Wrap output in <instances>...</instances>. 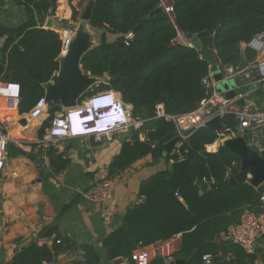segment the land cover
<instances>
[{"label": "trees", "instance_id": "1", "mask_svg": "<svg viewBox=\"0 0 264 264\" xmlns=\"http://www.w3.org/2000/svg\"><path fill=\"white\" fill-rule=\"evenodd\" d=\"M79 1L83 0H67L72 20L79 15L75 5ZM15 2L25 7L27 19L15 27L0 24V37L4 38L0 47V79L19 84L20 96L14 110L22 115L43 97L42 84L58 70L57 57L63 47L59 33L43 27L58 0ZM157 4L158 0H93L89 25L101 30L100 40L82 56L80 64L91 76L107 75L108 80L93 90L118 92L125 103L132 105L134 115L147 119L140 129L146 139L140 140L138 131L131 132V141H124L109 162L111 175L119 174L146 155L166 164L181 156L191 180L163 167L142 181L141 201L131 205L121 225L101 240L104 256L108 261L127 259L135 250L179 234L176 258L185 259V264H255L254 253L244 252L223 235L228 226L239 221L245 209L259 210L261 185L255 187L247 181L228 183L225 176L236 173L238 157L224 146L216 151L206 150L216 140L214 129H196L181 140L175 151L167 153L165 144L174 133V126L163 118L151 117L158 103L167 113L183 114L209 94L202 78L213 59H207L203 50L212 46L214 60L232 67L255 57L253 50H242L240 44L264 32V0H173V23ZM174 25L185 32H197L202 49L170 45ZM106 33L119 36L109 42ZM127 33L132 37L125 39ZM91 92L84 93L80 100ZM55 104L49 107V119L59 110ZM222 123L232 125L234 120L225 115ZM45 154L54 173L68 164L66 153L55 146H50ZM196 179L213 182L201 191L194 184ZM55 232L51 247L28 243L3 264L50 262L75 245L69 238L61 237L54 225L45 227L39 236L48 237ZM205 255H209V263L203 260ZM99 262L86 260L83 264ZM149 264H161V260L153 258Z\"/></svg>", "mask_w": 264, "mask_h": 264}, {"label": "crops", "instance_id": "2", "mask_svg": "<svg viewBox=\"0 0 264 264\" xmlns=\"http://www.w3.org/2000/svg\"><path fill=\"white\" fill-rule=\"evenodd\" d=\"M61 3L67 8L59 10ZM75 5L79 7L80 1ZM70 17L71 7L67 0H58L55 11L46 16L43 27L53 29L46 27L49 19L54 27H61V20ZM26 19L27 12L24 6L17 4L15 0H0L1 25L15 27ZM98 30L99 38L94 37L96 44L101 34V30ZM118 36L117 33H106V39L109 42L114 41ZM3 41L4 38L0 37V47ZM241 46L243 43L240 44ZM66 50H62L61 54H64ZM203 55L207 59H213L214 63H219L214 60V49L203 50ZM103 79L104 81L100 82H105V78ZM3 83L5 81L0 79V85ZM98 83L87 91H97L93 88ZM80 98L78 103L83 99L80 100ZM55 105L59 110L53 117L72 108L62 107L58 101ZM9 106V99L0 94V118L11 138L8 143L7 160L0 171V220L3 240L0 247V264L10 260L28 243L36 242L51 247L56 232L48 237L39 236V233L50 225L56 226L57 233L61 237L69 238L75 245L58 254L52 261L42 264H83L88 260L84 255L88 248H91L100 264H113L105 258L101 240L121 225L123 215L131 205L141 201L140 183L166 167L165 161H153L150 155H146L111 177L112 192L105 203L85 200L81 192L92 184L95 168L102 163L109 164L121 149L128 134L114 133L111 139L102 137L100 141H96L93 137L60 139L51 146L64 151L69 160L63 170L54 173L50 170L48 162L42 161L40 156L32 150V144L42 137L50 124L48 110L51 103L47 105L44 113L36 116H31L29 111L20 115ZM20 142L27 143V146L21 149ZM22 151L25 153L22 154ZM31 154L41 159L45 169L43 177L39 176L38 170L28 156ZM205 181L210 185L209 181ZM261 189V194L264 195V181ZM223 237L225 238L224 235ZM149 248L151 245L146 246V249ZM254 254L256 255L255 264H264V235L257 241ZM153 258L156 257L152 256Z\"/></svg>", "mask_w": 264, "mask_h": 264}, {"label": "built area", "instance_id": "3", "mask_svg": "<svg viewBox=\"0 0 264 264\" xmlns=\"http://www.w3.org/2000/svg\"><path fill=\"white\" fill-rule=\"evenodd\" d=\"M80 6H85L86 2L80 1ZM157 6L169 17L173 23L174 4L173 0H158ZM79 10V7H77ZM44 25V24H43ZM59 33L63 50L67 49L71 39L74 35L75 28L73 25H64L61 27H53ZM175 34L170 40L169 44L181 45L186 47H193V37L198 38V33L185 32L174 25ZM132 37L131 33L125 35V39ZM246 47L255 52V57L246 62L244 67H232L230 65H222L220 63H210L207 74L202 78V84L208 89L209 94L200 99L198 105L191 111L183 114H170L164 109L163 104L158 103L155 106L154 114L151 118H163L170 121L174 126V135L178 137V142L175 144L173 151L179 146L181 140L186 139L196 129L203 127L205 122L218 117L221 121V126L216 130V140L214 143L208 145L206 150H213L214 145L218 142L236 137H243L246 135V146L255 150L258 153L264 154V108L255 109L251 104H240L238 100L249 91L258 86L264 85V32L255 34L247 43H243L241 49ZM217 73H221L222 79L229 80L234 78L236 86L234 88L236 95L233 97H224L219 93L215 87L218 81L214 80ZM105 80H108L107 75H104ZM237 88L241 90L236 91ZM111 89H103L92 91L88 100L79 103L69 109L72 110H86L91 113L95 121H105L106 130L104 132H94L87 137H93L96 141H100L102 137L111 139L114 133H127L125 141H131V132L138 131L140 140H145V134L140 130L143 123L147 119H143L133 114L131 104L124 103L121 109V116L119 119L111 118L107 109L103 111H93L91 102L99 100L107 91ZM0 94L9 99L10 109H14V104L20 96V86L17 82L5 81L0 85ZM117 99L122 101L118 92H115ZM47 109V103L44 97L39 98L29 110L31 116H36L44 113ZM225 115L232 116L234 123L232 125H224L222 118ZM86 116V115H84ZM113 125V126H111ZM93 125H86V129H93ZM65 134V136L61 134ZM70 137L67 117L63 114L56 115L51 118L50 124L46 128V132L34 144L32 150L40 156L42 161L47 162L46 150L54 145L60 139H67ZM11 138L6 132V129L0 118V171L5 164L8 156V143ZM27 143L20 142L19 146L24 149ZM212 147V148H211ZM218 148V147H217ZM215 150V149H214ZM217 150V149H216ZM180 156L178 160H181ZM247 179L250 177L249 172L246 174ZM111 173L109 164H99L94 171L93 182L85 190L81 192L83 199L105 203L111 196ZM227 178L230 177L226 174ZM210 180L209 183H212ZM258 211L252 209H245L240 216L237 223L227 227L225 231V238L240 246L244 252L248 254L255 253L256 244L259 238L264 235V195L259 196ZM180 235L176 234L159 243L151 245V248L135 250L127 259L121 258L117 264H149L152 256L161 260V264H171L179 250ZM3 243L1 235V220H0V247ZM209 255L203 256L205 263H209Z\"/></svg>", "mask_w": 264, "mask_h": 264}, {"label": "water", "instance_id": "4", "mask_svg": "<svg viewBox=\"0 0 264 264\" xmlns=\"http://www.w3.org/2000/svg\"><path fill=\"white\" fill-rule=\"evenodd\" d=\"M93 5L91 0L80 15V21L75 28L74 35L69 43L64 54L57 57L58 70L53 73L50 79L43 83L44 100L49 105L53 102H59L64 107H74L77 105L79 98L96 83L100 82V77L85 74L82 70L80 61L82 56L95 45L94 34L89 25L90 11ZM46 27H54V24L49 19L46 22ZM193 48L201 50L202 46L199 38L193 37ZM212 48V46L210 47ZM245 60H242L240 67H244ZM218 81L220 89L224 91L227 97L236 95L234 85L231 80L222 79L221 73H217L214 77ZM238 102L240 104H251L255 109L264 108V85L258 86L255 89L246 93ZM221 126V121L218 117H214L205 122L203 127H210L215 131ZM246 135L243 137L224 139L219 146H224L235 153L238 157L237 171L228 178V183L234 184L237 181H247L257 187L264 181V156L255 150H251L246 146ZM178 142V137L174 133L170 136L169 141L165 144V151L172 153L175 144ZM24 154L25 152H21ZM35 168L38 170L39 176L43 177L45 169L41 159L34 155H28ZM166 169L170 172L180 175L184 180H191L185 170V161L183 159L171 161L166 164ZM247 172L250 177L247 179ZM201 191L209 188V184L202 179L194 181ZM85 257L92 262H98V258L94 255L91 248L85 252ZM121 258H116L112 262L117 264ZM171 264H185L183 259H175Z\"/></svg>", "mask_w": 264, "mask_h": 264}, {"label": "clouds", "instance_id": "5", "mask_svg": "<svg viewBox=\"0 0 264 264\" xmlns=\"http://www.w3.org/2000/svg\"><path fill=\"white\" fill-rule=\"evenodd\" d=\"M90 94L86 95L82 101L79 102V104L81 105L82 102H86ZM124 103L125 102L123 100L119 101L117 99L115 91L110 90L107 91L106 94L99 100L92 101L91 108L93 111H103L107 109L111 118L113 117L115 119H119L120 117L116 116V114L121 116V109L123 108ZM63 116L67 117V126L70 135L67 139L87 137L88 135H92L94 132H104L106 130V125H110L105 124V121H95L91 113L86 110L77 109L65 111ZM86 125H93L94 127L93 129L88 130L86 129ZM61 135L65 136L64 133Z\"/></svg>", "mask_w": 264, "mask_h": 264}, {"label": "rangeland", "instance_id": "6", "mask_svg": "<svg viewBox=\"0 0 264 264\" xmlns=\"http://www.w3.org/2000/svg\"><path fill=\"white\" fill-rule=\"evenodd\" d=\"M86 2V5L85 6H79V15H78V17L75 19V20H72L71 19V17L70 18H68V19H66V20H61L62 21V23H60V26H62V25H73L75 28L77 27V25H78V22L80 21V15H81V13H82V11L85 9V7L88 5V3H89V0H86L85 1ZM78 9V8H77ZM64 21H66L65 23H64ZM68 21V22H67ZM91 31L93 32V34H94V37L97 39V38H99V30L98 29H91ZM214 61H210V63H213ZM101 79V81H104V79L103 78H100ZM229 80H231L232 82H233V85H234V87L236 86V82H235V79L234 78H230ZM219 82H217L216 83V87H215V89L219 92V93H221V95L222 96H224V97H227V95L224 93V91L223 90H221L220 89V86H219V84H218ZM241 89L240 88H237L236 89V91L237 92H239ZM221 142V141H220ZM220 142H218L217 144H215L213 147H214V149H216L218 146H219V144H220ZM212 148V147H211ZM209 151V150H208Z\"/></svg>", "mask_w": 264, "mask_h": 264}, {"label": "bare ground", "instance_id": "7", "mask_svg": "<svg viewBox=\"0 0 264 264\" xmlns=\"http://www.w3.org/2000/svg\"><path fill=\"white\" fill-rule=\"evenodd\" d=\"M64 8H67V6H66L65 4H62V3H61V5H60V7H59V10H63Z\"/></svg>", "mask_w": 264, "mask_h": 264}]
</instances>
